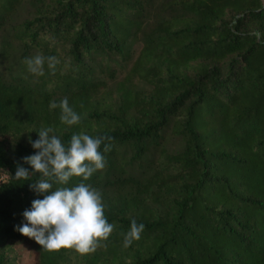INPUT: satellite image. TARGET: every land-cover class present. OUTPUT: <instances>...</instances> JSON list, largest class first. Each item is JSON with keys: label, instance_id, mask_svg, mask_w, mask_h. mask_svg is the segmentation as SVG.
Segmentation results:
<instances>
[{"label": "trees", "instance_id": "obj_1", "mask_svg": "<svg viewBox=\"0 0 264 264\" xmlns=\"http://www.w3.org/2000/svg\"><path fill=\"white\" fill-rule=\"evenodd\" d=\"M26 1L0 0V264H15L8 244L34 264L67 262L68 249L14 230L42 196L28 187L39 174L11 176L31 171L22 158L49 127L65 144L111 137L83 182L113 230L84 264H264V0H29L33 18L13 32L26 68L13 75L4 33ZM32 53L58 63L32 74ZM63 97L78 124L49 109ZM133 218L145 227L125 248Z\"/></svg>", "mask_w": 264, "mask_h": 264}, {"label": "clouds", "instance_id": "obj_2", "mask_svg": "<svg viewBox=\"0 0 264 264\" xmlns=\"http://www.w3.org/2000/svg\"><path fill=\"white\" fill-rule=\"evenodd\" d=\"M45 61L52 70L58 63L54 56L36 55L25 60L27 70L43 75ZM48 107H59L60 121L67 126L78 124L81 119L69 106L67 97L50 101ZM37 137L29 141L34 153L22 158L31 171L18 165L11 177L27 180L30 174H39L40 178L29 182L28 187L42 198L33 199L30 207L22 211V222L14 230L33 239L45 251L70 248L81 255L95 252L100 242L109 237L113 224L104 215L100 191L83 181L105 167V157L98 149L111 137L79 132L65 144L50 127L39 130ZM104 150H108V145ZM73 176L81 177V182L52 190L53 182L66 185ZM144 227L142 222L131 219L122 246L127 248L138 240Z\"/></svg>", "mask_w": 264, "mask_h": 264}, {"label": "rangeland", "instance_id": "obj_3", "mask_svg": "<svg viewBox=\"0 0 264 264\" xmlns=\"http://www.w3.org/2000/svg\"><path fill=\"white\" fill-rule=\"evenodd\" d=\"M34 8L32 2L27 0L20 9L16 11L15 14L12 15L11 19L8 22L6 27V31L4 33V37L6 38V48H5V59L3 61V66L9 67L12 71V74H16V72H20L22 68H26L24 66V61L21 59L22 54V47L21 45L14 41L13 32L17 29L23 22L27 20H31L33 18ZM37 54L32 53V57L36 56ZM225 69V66L222 67ZM123 79V74H119L117 76V82H120ZM116 83L110 84L109 89L112 90L113 98H115V87ZM141 90L148 91L147 87L140 85ZM3 175L0 176V178ZM7 252L9 259H15V264H34L35 260L31 252L25 246L20 245H11L8 244L3 252ZM97 251L98 254L104 253L103 248L98 247L95 252ZM92 253L89 254H79L78 252L74 251L73 249H68V254L66 256L67 262L65 264H84L86 258L90 256ZM5 255V253H4ZM6 256V255H5Z\"/></svg>", "mask_w": 264, "mask_h": 264}, {"label": "built area", "instance_id": "obj_4", "mask_svg": "<svg viewBox=\"0 0 264 264\" xmlns=\"http://www.w3.org/2000/svg\"><path fill=\"white\" fill-rule=\"evenodd\" d=\"M6 178L5 175H3V177L0 178V181H3Z\"/></svg>", "mask_w": 264, "mask_h": 264}]
</instances>
